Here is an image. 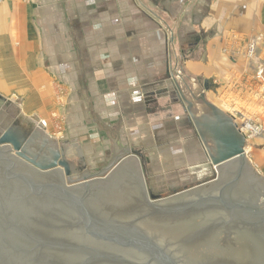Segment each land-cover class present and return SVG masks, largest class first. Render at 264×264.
<instances>
[{"label": "crops", "instance_id": "1", "mask_svg": "<svg viewBox=\"0 0 264 264\" xmlns=\"http://www.w3.org/2000/svg\"><path fill=\"white\" fill-rule=\"evenodd\" d=\"M170 66L189 100L209 82L227 114L264 121V0H0L2 121L80 144L90 170L129 149L152 186L199 179L183 107L148 102Z\"/></svg>", "mask_w": 264, "mask_h": 264}, {"label": "water", "instance_id": "2", "mask_svg": "<svg viewBox=\"0 0 264 264\" xmlns=\"http://www.w3.org/2000/svg\"><path fill=\"white\" fill-rule=\"evenodd\" d=\"M173 69L148 102L183 107L215 181L163 198L148 192L139 151L90 170L80 144L0 112V264H264V178L249 140L207 99L209 82L188 100Z\"/></svg>", "mask_w": 264, "mask_h": 264}, {"label": "rangeland", "instance_id": "3", "mask_svg": "<svg viewBox=\"0 0 264 264\" xmlns=\"http://www.w3.org/2000/svg\"><path fill=\"white\" fill-rule=\"evenodd\" d=\"M179 72L180 71H178V74H180ZM60 95L61 96L59 98H62L63 97L62 92H60ZM14 97L17 98V95H14ZM55 119H57L58 121L60 120L59 124H57L56 121H55V123L57 125L56 132H57V128H58V133H60L64 129L65 122H63L64 121L63 118L61 119V117H59V116H57ZM251 123L253 125H255V126H258L259 128L260 127L264 128V121H260V122H255L254 121V122H251ZM58 136H63L64 137L63 134H59V135H57V137ZM248 140H249L248 141V146H249L248 147V161H250V163L252 164L253 167L257 168L258 175L260 177L264 178V133L260 134V136H258V137L248 138ZM208 162L209 161H206L205 162L206 164L202 165L204 167H200L199 170H195L194 171V172H196V174L199 173V171H200V174L198 176L199 179L197 178L198 180L195 179V180H191L190 182H185L184 181V183L183 182H179L178 184H175L174 186L178 187L177 191L178 192H182L186 188L196 187V186H198L197 184L200 183V182L210 183V182L215 181L216 176H217L216 175V171L214 170V168L211 167L210 163H208ZM205 165H207V166L205 167ZM143 178H144V180H146V185L148 187L147 189H148L149 193L151 191H153V190L161 192L160 194L163 195V198H169V197H171L173 195L174 191L170 190V187H169V189H168V187L167 188H162L161 182L158 185L157 184H153V186H152V183H150V180H148L147 174H145Z\"/></svg>", "mask_w": 264, "mask_h": 264}, {"label": "built area", "instance_id": "4", "mask_svg": "<svg viewBox=\"0 0 264 264\" xmlns=\"http://www.w3.org/2000/svg\"><path fill=\"white\" fill-rule=\"evenodd\" d=\"M262 72L263 71H261V73ZM234 117L236 118L237 123H239L238 125H239L240 130L244 133V135L247 136V138L258 137V136H260V134L264 133V128L263 127L259 128L258 126L253 125L251 122H254V121L252 119H250L249 117H247L246 115H243L242 113H236L234 115ZM43 124L45 126H47V121H44ZM241 126H244V128L246 126H250L251 129H255L259 133H257V135H255L254 131H252L251 133L245 132V131H243V128Z\"/></svg>", "mask_w": 264, "mask_h": 264}, {"label": "flooded vegetation", "instance_id": "5", "mask_svg": "<svg viewBox=\"0 0 264 264\" xmlns=\"http://www.w3.org/2000/svg\"><path fill=\"white\" fill-rule=\"evenodd\" d=\"M184 112H185V111H184ZM185 114H186V116H187V113H186V112H185ZM185 124H187V125H191V124L189 123V121H188V122L185 121ZM189 127L193 128L192 126H183L182 129H183V128H186V129H187V128H189ZM193 129H194V128H193ZM177 188H178V187L173 186V187H170V190L177 191ZM155 193H156V194H160L161 192L155 191ZM161 195H162V194H161ZM162 196H163V195H162Z\"/></svg>", "mask_w": 264, "mask_h": 264}, {"label": "bare ground", "instance_id": "6", "mask_svg": "<svg viewBox=\"0 0 264 264\" xmlns=\"http://www.w3.org/2000/svg\"><path fill=\"white\" fill-rule=\"evenodd\" d=\"M188 100H189V99H188ZM195 113H198V112H195ZM238 124H239V123H238ZM241 127L243 128V131H245V132L251 133L252 131H254L255 135H257V133H259L257 130H255V129H251L250 126H246L245 128H244V126H241Z\"/></svg>", "mask_w": 264, "mask_h": 264}]
</instances>
